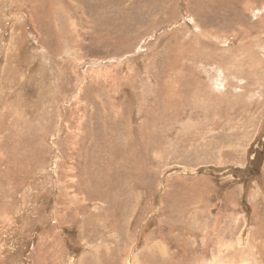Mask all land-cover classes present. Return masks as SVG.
<instances>
[{
	"label": "rangeland",
	"instance_id": "obj_1",
	"mask_svg": "<svg viewBox=\"0 0 264 264\" xmlns=\"http://www.w3.org/2000/svg\"><path fill=\"white\" fill-rule=\"evenodd\" d=\"M0 264H264V0H0Z\"/></svg>",
	"mask_w": 264,
	"mask_h": 264
},
{
	"label": "bare ground",
	"instance_id": "obj_2",
	"mask_svg": "<svg viewBox=\"0 0 264 264\" xmlns=\"http://www.w3.org/2000/svg\"><path fill=\"white\" fill-rule=\"evenodd\" d=\"M72 24H73V22H72ZM164 255H166V253H164ZM167 256V255H166Z\"/></svg>",
	"mask_w": 264,
	"mask_h": 264
}]
</instances>
